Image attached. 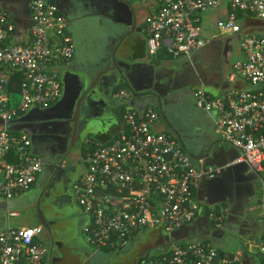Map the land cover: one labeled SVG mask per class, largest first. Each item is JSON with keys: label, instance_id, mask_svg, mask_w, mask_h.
I'll use <instances>...</instances> for the list:
<instances>
[{"label": "built area", "instance_id": "2783aa9c", "mask_svg": "<svg viewBox=\"0 0 264 264\" xmlns=\"http://www.w3.org/2000/svg\"><path fill=\"white\" fill-rule=\"evenodd\" d=\"M139 1L153 11L143 24L151 57L161 51L172 58L190 57L207 44L200 16L226 10L215 28L220 37L238 38L239 57L223 92L211 95L199 88L192 96L199 109L215 114L216 132L238 155L225 166L198 168L175 136L155 129L161 118L158 107L151 103L141 111L131 107L129 92L121 90L116 98L123 129L107 143L86 139L83 170L70 187L88 218L83 229L86 242L97 250L116 249L144 231L158 230L168 238V250L145 264H264V238L234 251H221L209 236L173 238L175 231L201 218L210 231L225 225L222 211H205L197 200L195 189L201 180L214 179L241 163L264 185V35L243 31L250 18L264 21V0ZM27 11L26 26L19 28L17 16L0 8V199L4 201L30 190L44 168L30 135L10 131L9 123L32 107L49 108L58 102L60 71L75 54L69 22L53 0H30ZM238 14L243 15L240 20ZM16 76L20 98L12 105L10 90ZM43 234L41 225L1 229L0 264H48L51 251Z\"/></svg>", "mask_w": 264, "mask_h": 264}, {"label": "crops", "instance_id": "0c3cea01", "mask_svg": "<svg viewBox=\"0 0 264 264\" xmlns=\"http://www.w3.org/2000/svg\"><path fill=\"white\" fill-rule=\"evenodd\" d=\"M29 1L0 0V8L14 13L20 28L26 26ZM53 1L69 22V33L75 45L74 57L62 68L61 74L64 77L70 72L85 75L89 85L94 81L91 94L103 101L99 107L103 115L114 112L117 115L121 103L116 94L121 90L129 92L127 103L131 107L134 95L138 97V110L141 108L140 97L148 96L155 101L157 98L163 104L167 123L162 121L160 113L161 120L155 129L175 136L198 168L205 170L211 166H225L236 158L237 150L222 142L215 130V114L199 109L192 96L199 88L217 95L227 87L226 69L220 68L222 64L218 68L213 67L214 60L221 55L222 42L225 41L228 53L232 48L229 46L232 37L218 36L214 26L218 19L225 16L224 7L200 16V26L207 42L202 49L188 58H172L162 51L157 57L148 55L147 34L143 29L146 15L150 12L147 3L134 0ZM126 34L127 37H124ZM121 41L122 46L116 49ZM114 55L116 60L126 63L125 67L117 68L124 79L118 78L115 71H109ZM235 55L238 58L239 52L235 51ZM71 80L76 84L79 78L71 76ZM149 103L155 104L160 111L157 103ZM160 123L164 126L159 130ZM122 129L123 121L115 118L107 133L94 136L100 138V142L107 143ZM44 135V130L35 129L34 153L38 147L41 150H44V146L48 147L42 141ZM53 154H46L45 159L42 158L46 161L44 163L42 160L43 171L30 190L10 201L0 199V230L7 226H43V241L51 251L48 264H71L72 261L75 264H145L168 250L166 237L158 230L144 231L112 252L103 253L88 246L81 236L88 218L80 214L81 208L75 209V200L70 191L80 175L81 158L80 161L66 160L63 164L61 161L66 159L68 152ZM256 177L246 164L238 163L214 179L201 180L195 189V196L205 211L217 207L224 210L225 228L219 231L221 235L215 239L219 241L217 246L223 240H229L232 246H226L225 251L243 250L240 245L264 238V201L262 203L260 196L257 200L256 190L251 183ZM66 183L68 186L64 187ZM27 211L32 213L30 224L16 221L20 212ZM13 212L16 216L9 215ZM198 226L210 229L206 219L201 218L182 226L175 231L173 238L176 241L205 238L199 234ZM211 238L214 240V237Z\"/></svg>", "mask_w": 264, "mask_h": 264}, {"label": "flooded vegetation", "instance_id": "af4514ba", "mask_svg": "<svg viewBox=\"0 0 264 264\" xmlns=\"http://www.w3.org/2000/svg\"><path fill=\"white\" fill-rule=\"evenodd\" d=\"M221 49L222 51L220 58L223 57L222 61L226 62V58L228 55V47L223 46ZM226 63L228 64V62ZM92 82L94 83V81ZM67 86L68 87L65 98L64 100H62L60 105H58L48 113H43L39 108H33L32 111L29 113V120L62 118V120H60L58 123H53V125L50 127L48 125H41L38 127L41 130L45 131V135L42 141L48 144V147L44 146V150L39 149V147L36 149L38 154L42 156H46V154L50 155L53 153L61 154L66 151L67 146H69L70 143H72L74 147L78 145L80 147L79 149L81 153V147L87 139L85 135L91 128L90 124L92 120L90 119H92L93 116L101 117L104 113L103 110L99 108L102 106L103 101H100L99 99L95 98V96L91 94L92 90L85 95L84 99H81V97H79L78 90H76L74 81L70 79L67 82ZM89 86L90 85L87 82L83 92H85V90ZM96 100L99 102H96ZM54 105L50 107H53ZM31 130L33 131V128H31ZM67 186L68 184L66 183L64 187ZM198 227L200 235L211 237L212 234H215L214 240L212 238L211 239L215 242V244L219 242L215 238L220 237L221 232L207 230L208 227L205 226ZM224 228L225 225L223 229Z\"/></svg>", "mask_w": 264, "mask_h": 264}, {"label": "rangeland", "instance_id": "374dc122", "mask_svg": "<svg viewBox=\"0 0 264 264\" xmlns=\"http://www.w3.org/2000/svg\"><path fill=\"white\" fill-rule=\"evenodd\" d=\"M134 1H139V0H134ZM216 23V22H215ZM214 26H215V24H214ZM216 29V28H215ZM216 32H217V30H216ZM255 34H263L264 35V29L262 30V31H255L254 32ZM204 33L202 32V38H203V40L204 41H206L205 40V38H204ZM223 44V46H225V41H223L222 42ZM229 46L230 47H232V51L230 50V52L228 53V55H227V58H226V62H228V64L226 63V62H224V61H222V59H223V57L222 58H220V55H219V57L218 58H216L215 60H214V64H213V67H217L218 68V66H220V64H222V66H220V68H224V69H226V72H225V78H227V76H228V74L231 72V69H230V66L237 60V57H236V55H235V51H237L238 50V40H237V38H236V36H233L232 38H231V40L229 41ZM218 59V60H217ZM228 68V69H227ZM60 69V68H59ZM62 71V70H61ZM61 71H60V78L62 79V74H61ZM118 89H119V87L117 88V90L116 91H118ZM19 98H20V95L17 93V94H15L13 97H12V102H11V104L13 105V104H16V102L19 100ZM117 111V110H116ZM116 116H118V117H116ZM115 118H117V119H119L120 121L122 120V118H121V115L119 114V112L117 111V115H116V112H114V114H112V113H109V114H106V115H102V117H95V116H93L92 117V119H90V120H92V122H91V128H90V130L86 133V138H88V137H92V136H94V135H96V134H99V133H103V132H106L107 133V131H109L110 130V128H111V126H112V124L114 123V119ZM160 120H161V118H160ZM163 121V120H162ZM164 125L163 124H161L160 123V127L158 128L159 130L161 129V127H163ZM99 141H100V138H97ZM80 147L77 145L76 147H74L73 146V148H71L69 151H68V154H67V156H66V159H65V161L67 160V161H71V160H76V159H80V157H81V153H80V149H79ZM80 166V171L81 170H83V167H82V164H80L79 165ZM263 177H264V173H263ZM254 180V179H253ZM252 183V186H253V189L254 190H256V195H257V200L259 199V196H260V198H261V200H262V203H263V198H264V196H263V188H264V185L262 184V182L260 181V179H259V177L257 176L256 177V179L253 181V182H251ZM75 200V199H74ZM264 204V203H263ZM262 208V207H261ZM75 209L76 210H78V209H80V207H79V205H78V203L76 202V200H75ZM217 210H220V211H222V213L224 214V210L221 208V207H217L216 208ZM81 212H80V214L81 215H84V217H86V215L83 213V211L82 210H80ZM32 213L30 212V211H27V212H20L19 213V217L16 219V221H27L28 223L27 224H30L31 222H32ZM263 236H264V234H262ZM81 236H82V239H83V241L85 242V243H87L86 242V237H85V235H84V233L83 232H81ZM254 240H250L249 241V244L251 243V242H253ZM263 241V239L262 238H260L259 240H257L256 242L257 243H261ZM255 242V241H254ZM49 244V243H48ZM88 244V243H87ZM50 245V244H49ZM88 246H90L89 244H88ZM226 246H229V247H227V248H231V246L232 245H229V240L228 239H225V240H223L222 242H221V245H219L218 246V248L221 250V251H224V248L226 247ZM91 248H93V249H95L94 247H92V246H90ZM240 247L241 248H244L242 245H240ZM95 250H97V249H95ZM103 253H104V250L103 249H100ZM114 250H116V249H108V250H106L107 252H112V251H114ZM234 251V250H233ZM102 253V254H103ZM71 264H75V262L74 261H72L71 262Z\"/></svg>", "mask_w": 264, "mask_h": 264}, {"label": "water", "instance_id": "95a60500", "mask_svg": "<svg viewBox=\"0 0 264 264\" xmlns=\"http://www.w3.org/2000/svg\"><path fill=\"white\" fill-rule=\"evenodd\" d=\"M150 13L152 14L153 11L150 10ZM264 25V23H263ZM124 37H127V34L124 36ZM124 39V38H123ZM119 46H122V41L117 45L116 49L119 47ZM232 50V48H231ZM126 63L122 62V60L118 61L115 59V55L113 56L112 58V68L109 70L110 72L111 71H115L118 75V78H121V79H124L123 75H121V73L119 72V70L117 69L119 66H122V67H125ZM71 73V72H70ZM70 73H67L66 76L67 77H64L62 76V79H61V84H62V97L58 100V102L53 106V107H50V108H43V109H40L43 113H48L50 112L52 109H54L55 107H57L58 105H60V103L62 102V100H64L65 98V95H66V92H67V82L69 81V79H71L70 77L71 76H76L77 78H79L78 82L75 84L76 86V90H78V94H79V97H81V99H84L85 95L92 90V86L93 84H90V86L85 90V92H83V90L85 89V85L87 84L88 80H87V76L85 77V75H76V74H70ZM134 93V92H133ZM82 95V96H80ZM138 97H136V95H134V98H133V102H132V107H139L137 106L136 104V99ZM156 101L154 99H149L148 96H144V97H140L139 98V101L141 102L140 104V111L144 109L145 105L148 104L149 102H155L158 104L159 108H160V113H161V116L163 118V121L167 123V119L165 117V114L163 113V104L160 100H158L157 98H155ZM33 108H36V107H32L28 112H26L25 114H23V116L21 118H19L18 121L14 120L12 122L9 123V130L10 131H16V132H27L30 137H31V140H32V144L35 143V140H36V137L34 136L35 135V129L38 128L39 126L41 125H48L49 127L53 125V123H58L60 120H62V118H47V119H39V120H29V113L32 111ZM38 109V108H37ZM31 128H33V131L31 130ZM32 148H33V145H32ZM71 148H73V144L70 143L69 146H67V149L65 152L61 153V154H64L66 152H68ZM36 156L40 157L41 159H45L44 156L38 154L37 152L34 153ZM42 159V160H43ZM44 161V160H43ZM46 162V161H44ZM215 234H212V237H214ZM168 240V238H166Z\"/></svg>", "mask_w": 264, "mask_h": 264}, {"label": "trees", "instance_id": "16d2710c", "mask_svg": "<svg viewBox=\"0 0 264 264\" xmlns=\"http://www.w3.org/2000/svg\"><path fill=\"white\" fill-rule=\"evenodd\" d=\"M238 19L240 20L242 17H243V15L242 14H238ZM263 23H264V21H258V20H255L254 18H250L249 19V23H248V25L247 24H245V25H247V26H243V31H245V32H251V31H253V32H255V31H262L263 29H264V25H263ZM18 80H19V77L18 76H16L15 77V81H14V84L11 86V90H10V92L13 94V96L15 95V94H17L18 93V85H19V82H18ZM129 105V104H128ZM119 106H120V104H119ZM119 108V107H118ZM118 111H119V114L121 115V111L118 109ZM23 116V115H22ZM21 116V117H22ZM20 117V118H21ZM19 119H16V121H18ZM13 132H15V133H17L16 131H13ZM88 138H91V139H96V137L95 136H92V137H88ZM84 146H85V142H84V144L82 145V147H81V156L83 157V155H84ZM81 157V158H82ZM8 161H13V159H12V157H9L8 158ZM45 163V162H44ZM109 248H103V250L104 251H106V250H108Z\"/></svg>", "mask_w": 264, "mask_h": 264}]
</instances>
